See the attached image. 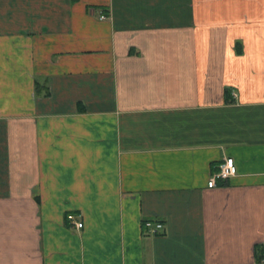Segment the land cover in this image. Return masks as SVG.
Listing matches in <instances>:
<instances>
[{
    "label": "crops",
    "instance_id": "obj_1",
    "mask_svg": "<svg viewBox=\"0 0 264 264\" xmlns=\"http://www.w3.org/2000/svg\"><path fill=\"white\" fill-rule=\"evenodd\" d=\"M263 256L264 0H0V264Z\"/></svg>",
    "mask_w": 264,
    "mask_h": 264
},
{
    "label": "built area",
    "instance_id": "obj_2",
    "mask_svg": "<svg viewBox=\"0 0 264 264\" xmlns=\"http://www.w3.org/2000/svg\"><path fill=\"white\" fill-rule=\"evenodd\" d=\"M101 18H104V15L100 16ZM236 174V166L234 159L232 157H226L222 163L218 165V170L214 172L211 177L207 181L208 187H213L215 185V178L220 179H227L229 177H232ZM68 221L72 224H74L76 227H81L82 223L77 222L74 220L73 215L67 216ZM156 227H161L160 224H156Z\"/></svg>",
    "mask_w": 264,
    "mask_h": 264
},
{
    "label": "trees",
    "instance_id": "obj_3",
    "mask_svg": "<svg viewBox=\"0 0 264 264\" xmlns=\"http://www.w3.org/2000/svg\"><path fill=\"white\" fill-rule=\"evenodd\" d=\"M36 87H37V84H36ZM263 258H264V256H263ZM260 261H261V260L259 259L258 262H260Z\"/></svg>",
    "mask_w": 264,
    "mask_h": 264
}]
</instances>
